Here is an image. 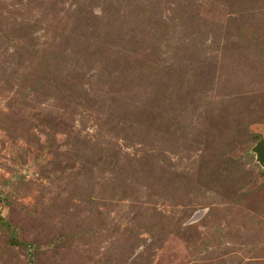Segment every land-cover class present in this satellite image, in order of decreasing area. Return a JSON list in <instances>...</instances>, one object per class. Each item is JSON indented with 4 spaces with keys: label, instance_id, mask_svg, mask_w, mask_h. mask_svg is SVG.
Listing matches in <instances>:
<instances>
[{
    "label": "rangeland",
    "instance_id": "1",
    "mask_svg": "<svg viewBox=\"0 0 264 264\" xmlns=\"http://www.w3.org/2000/svg\"><path fill=\"white\" fill-rule=\"evenodd\" d=\"M264 0H0V264H264Z\"/></svg>",
    "mask_w": 264,
    "mask_h": 264
},
{
    "label": "water",
    "instance_id": "2",
    "mask_svg": "<svg viewBox=\"0 0 264 264\" xmlns=\"http://www.w3.org/2000/svg\"><path fill=\"white\" fill-rule=\"evenodd\" d=\"M253 150L256 153L257 160L264 163V140L260 139L257 144L253 147Z\"/></svg>",
    "mask_w": 264,
    "mask_h": 264
}]
</instances>
